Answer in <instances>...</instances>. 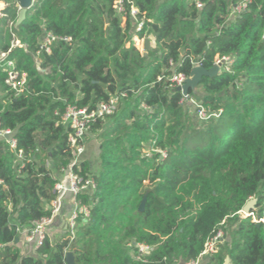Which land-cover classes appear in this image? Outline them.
<instances>
[{"label":"trees","instance_id":"trees-1","mask_svg":"<svg viewBox=\"0 0 264 264\" xmlns=\"http://www.w3.org/2000/svg\"><path fill=\"white\" fill-rule=\"evenodd\" d=\"M3 1L0 53L11 49V31L26 45L7 58L26 74L28 90L0 99V128L24 154L18 162L0 139V264H66L67 252L74 264H177L196 260L218 230L223 242L205 264H264V225L239 214L251 198L259 208L264 192V0H249L234 17L240 0H121V13L120 0H36L16 29L9 24L18 2ZM132 6L144 22L139 31ZM44 30L74 45L55 42L40 73L33 59ZM146 36L154 49L144 56L132 38ZM222 58L230 62L186 96L170 87L172 77L188 79ZM5 78L0 72L3 94ZM112 98L114 112L89 125L99 141L97 171L83 160L73 165L70 129L55 111L91 112ZM64 169L93 179L95 189L75 197L89 215L21 256L19 231L51 217ZM130 243L151 247L145 262Z\"/></svg>","mask_w":264,"mask_h":264},{"label":"built area","instance_id":"built-area-1","mask_svg":"<svg viewBox=\"0 0 264 264\" xmlns=\"http://www.w3.org/2000/svg\"><path fill=\"white\" fill-rule=\"evenodd\" d=\"M36 0H32V4ZM249 0H240L235 6H233L229 11V17L237 16L247 10V4ZM6 7V5H5ZM4 7V8H5ZM196 7L198 9L202 8V5L197 2ZM3 8V9H4ZM115 9L118 13L123 11L122 9V1H118L116 3ZM137 13V9L133 6L130 9V16L136 23V31H139L143 28L144 22L143 20L137 21L135 16ZM2 16L0 11V17ZM18 20V19H17ZM11 22L9 24L10 28L16 29V23ZM12 41H11V49L20 46L27 52L26 45H20L19 42L15 39V35L12 33ZM137 38V37H136ZM138 39V38H137ZM143 38L141 39L144 41ZM55 42H63L68 46H73L74 43L70 37H56L52 35L50 32H46L44 30V35L41 42L38 45V49L34 55V62L36 65V69L40 73H44L45 70L40 68L41 57L44 54L49 55L51 53L52 45ZM11 49L7 53H0V72L6 74V78L4 80L5 91L4 95L6 96V101H11L13 99H17L24 94L28 90V81L25 73H22L17 70L15 61L9 60L7 58ZM230 62L229 58H222L216 60V66H220L221 68L223 63ZM228 71V68H226ZM187 79L183 76H174L171 79V88L182 87ZM117 100L116 98H112L109 103H100L97 105L94 111L89 112L87 109H78L75 106H67L63 112L55 111L54 115L58 119V123L60 125L67 126L70 129V133L68 135V143L72 149L73 153V165H78L81 162V158L83 157L86 150V138L89 134V125L95 119L100 118L104 115H111L116 108ZM198 116L201 118L205 117L202 111L198 112ZM8 137L6 140L5 137ZM0 139L5 140L9 149L15 153L16 160L21 162L24 158V154L21 150L18 149L17 140L13 136V132L8 129L0 128ZM48 165V164H46ZM3 184V180L0 179V185ZM95 189V183L92 178H83L80 175L73 173L69 169L61 170V177L57 181L54 186V191L56 193V198L49 206V210H51V217L44 218L39 221L33 223L31 228H25L19 231L21 241L28 245H31L34 249H38L41 247L48 237L49 228L53 224L54 217L60 211L62 201L64 200L67 194L71 195L73 198V211L69 214L68 219V227L74 228L78 219L87 218L89 213L88 209L85 206L80 205L79 202L76 201L75 197L77 195L87 194L92 192ZM253 199V198H251ZM250 199V200H251ZM239 214L244 218L251 219V222L256 225H264V192L262 202L258 207L255 208L249 213L244 214L242 211ZM223 242V231L218 230L217 233L208 238L203 246L202 251L196 258V260H192L189 262L179 261L177 264H205L209 258L212 257L218 250V246ZM128 247L133 248L134 250V258L137 261L145 262L146 256L149 255L151 251V247L143 244H128ZM228 260L226 259L224 264H226ZM227 264H230L229 261Z\"/></svg>","mask_w":264,"mask_h":264},{"label":"water","instance_id":"water-1","mask_svg":"<svg viewBox=\"0 0 264 264\" xmlns=\"http://www.w3.org/2000/svg\"><path fill=\"white\" fill-rule=\"evenodd\" d=\"M17 2L19 6V13H18V20H17L16 26L20 24V22L25 17L27 10L32 6V0H17ZM143 47L145 50L144 56H146L147 51L150 49V40L148 38L144 39ZM219 67L220 66L218 65V66L213 67L210 70H205L202 67L193 68L190 73V77L185 81L184 85L182 87H177L174 91L181 92L184 96H186L188 90L195 89L199 85L203 77L211 78L217 75L219 71ZM5 139L7 140L8 137L6 136ZM146 199H147V196L145 194L138 208L139 213H142L144 211ZM255 206H256V200L251 199L248 202H246V204L242 208V212L244 214H249L255 208ZM65 263L74 264V258H73L72 253L67 252L65 254ZM227 263L228 261L226 262V264Z\"/></svg>","mask_w":264,"mask_h":264},{"label":"rangeland","instance_id":"rangeland-1","mask_svg":"<svg viewBox=\"0 0 264 264\" xmlns=\"http://www.w3.org/2000/svg\"><path fill=\"white\" fill-rule=\"evenodd\" d=\"M3 7H5L6 3H4L3 1ZM18 13H19V8H18ZM144 38H148L150 40V49H154V40L153 37H144ZM132 42H134L135 46L139 49V51L144 55L145 50L143 47V41L141 39H137V38H132ZM3 92H0V99L3 98ZM193 104V103H192ZM195 110V106L193 105L192 111ZM198 116V115H197ZM205 117H199V120H203ZM99 141L97 138V134L91 133L87 136L86 139V150L85 153L83 155V157L81 158V160L86 161L89 164V168L92 172H96L97 168H98V163H99ZM143 153H147L145 151H143ZM146 185H148V183H146ZM50 234V238L53 241H57L59 238H61V234L60 233H49ZM17 250L20 253L21 256H25V255H34V251L31 249H28L27 247H25L23 245V242L19 241V244L17 245Z\"/></svg>","mask_w":264,"mask_h":264},{"label":"crops","instance_id":"crops-1","mask_svg":"<svg viewBox=\"0 0 264 264\" xmlns=\"http://www.w3.org/2000/svg\"><path fill=\"white\" fill-rule=\"evenodd\" d=\"M3 0H0V11L3 10ZM86 148V147H85ZM73 198L71 195L67 194L62 201V205L60 208V211L53 219V224L49 228L48 236L50 237L49 233H60L61 235H64L66 232L69 231L68 227V219L69 214L73 211ZM25 247L32 250V246L28 245L26 243H23Z\"/></svg>","mask_w":264,"mask_h":264}]
</instances>
